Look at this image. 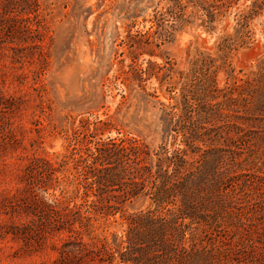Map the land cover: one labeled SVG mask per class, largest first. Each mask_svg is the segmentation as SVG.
I'll return each instance as SVG.
<instances>
[{
  "label": "trees",
  "instance_id": "1",
  "mask_svg": "<svg viewBox=\"0 0 264 264\" xmlns=\"http://www.w3.org/2000/svg\"><path fill=\"white\" fill-rule=\"evenodd\" d=\"M152 1L154 30L130 37L132 64L125 80L131 84L149 75L135 59L155 35L162 32L163 39L186 27L214 32L241 0ZM263 13L264 0H252L234 15L232 33L217 38L214 53L199 54L180 73L177 97H170L175 104L162 109L161 121L183 147L122 138L91 148L92 134L79 133L83 141L76 144L84 148H73L71 156L33 155L22 177L27 196L12 208L19 215L31 209V221L4 233L37 248L65 235L51 264H264V59L246 78L234 76L230 62L250 44V24ZM31 22L35 33L46 29L39 0H0L1 58L31 63ZM220 72L227 75L221 88ZM7 102L0 89V108L11 112ZM69 161L74 197L61 190L47 199ZM137 201L141 207L128 213L126 206ZM117 215L126 226L123 237L84 240L96 223Z\"/></svg>",
  "mask_w": 264,
  "mask_h": 264
},
{
  "label": "rangeland",
  "instance_id": "2",
  "mask_svg": "<svg viewBox=\"0 0 264 264\" xmlns=\"http://www.w3.org/2000/svg\"><path fill=\"white\" fill-rule=\"evenodd\" d=\"M251 1L241 0L214 32L186 27L163 39H159L162 32L155 35L135 59L137 67L149 70V75L131 84L125 80L132 64L130 37L152 33L157 1L39 0L46 29L35 33L36 24L31 22V63L12 64L0 57V78L4 80L0 89L7 103L14 106L11 112L0 108V264H51L65 237L47 238L37 248L4 233L31 221V209L18 210L20 215L12 209L27 196L22 177L31 156L64 159L71 156L73 148H84L76 144L83 141V134H92L93 138H87L91 148L98 141L122 138H139L152 147L163 142L168 148L172 144L183 147L181 137L174 142L168 124L162 123V109L175 104L170 97H177L180 73L188 72L189 62L199 54L214 53L217 38L232 33L234 15ZM165 24V30L170 31L171 23ZM250 28V44L231 56L237 78L255 73L264 59V13ZM226 78V73H219L220 88ZM194 117L193 113V122ZM97 127L102 129L96 131ZM72 168L69 161L57 173L60 185L44 195L47 199L59 196L61 190L67 192V198L74 197ZM73 202L79 204L80 200ZM141 204L134 202L126 210L132 213ZM125 229L124 220L117 215L96 223L84 240L111 242L113 235L123 237Z\"/></svg>",
  "mask_w": 264,
  "mask_h": 264
}]
</instances>
